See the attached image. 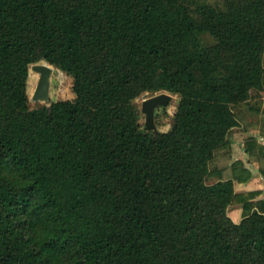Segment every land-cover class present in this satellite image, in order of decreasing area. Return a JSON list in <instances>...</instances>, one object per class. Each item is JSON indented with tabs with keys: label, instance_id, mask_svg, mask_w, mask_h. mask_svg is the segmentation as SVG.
<instances>
[{
	"label": "trees",
	"instance_id": "obj_1",
	"mask_svg": "<svg viewBox=\"0 0 264 264\" xmlns=\"http://www.w3.org/2000/svg\"><path fill=\"white\" fill-rule=\"evenodd\" d=\"M41 62L72 99L32 101ZM263 115L264 0H0V264H264L252 173L212 175Z\"/></svg>",
	"mask_w": 264,
	"mask_h": 264
},
{
	"label": "crops",
	"instance_id": "obj_2",
	"mask_svg": "<svg viewBox=\"0 0 264 264\" xmlns=\"http://www.w3.org/2000/svg\"><path fill=\"white\" fill-rule=\"evenodd\" d=\"M262 119L264 120V115L262 116ZM264 126V124H263ZM264 129V127H263ZM262 128L260 127V132H261ZM234 134V133H233ZM233 134L230 136V144L229 147L230 149L227 150V152H223L220 154L221 150L218 152V155L215 159V161L212 163V173L218 171L219 173L223 172V176L224 177H232L231 173L228 172V168H224V166H229L231 165V163L233 164V161L235 160L236 163L240 162L243 164V166L239 167L238 169L239 171L236 172H240V171H246L247 173L250 172L252 173V176L250 177V179L248 181H241L238 182L236 185V189L238 192L241 193H249V192H258V195L253 199V201H257V200H264V176L263 174L260 172V169H264V156L262 155H255L252 160L251 158H248V153L245 151V142H246V138L244 142L238 143V140L233 139ZM260 138H263L262 140H260L262 142V144H264V137H262V135L260 136ZM259 138V139H260ZM243 146V147H242ZM230 154L231 158L227 159V156ZM225 160V161H223ZM217 163L215 166H213V164ZM242 172V173H244ZM237 175L234 174L233 177ZM238 176V175H237ZM235 208H238V210L235 213L231 212V207H230V215L231 217L235 220V221H239L242 217V205L241 204H237Z\"/></svg>",
	"mask_w": 264,
	"mask_h": 264
},
{
	"label": "water",
	"instance_id": "obj_3",
	"mask_svg": "<svg viewBox=\"0 0 264 264\" xmlns=\"http://www.w3.org/2000/svg\"><path fill=\"white\" fill-rule=\"evenodd\" d=\"M31 70L38 74L36 87L31 96L32 101L36 103H48L51 99V83L54 73V67L47 62L36 63L31 66ZM173 96L168 92H161L154 95H144L141 112L145 117L144 129L148 132H158V126L155 122V111L159 107H168Z\"/></svg>",
	"mask_w": 264,
	"mask_h": 264
},
{
	"label": "rangeland",
	"instance_id": "obj_4",
	"mask_svg": "<svg viewBox=\"0 0 264 264\" xmlns=\"http://www.w3.org/2000/svg\"><path fill=\"white\" fill-rule=\"evenodd\" d=\"M37 80H38V74L31 70L30 71V78H29L30 97L32 96L33 91L36 87ZM71 82L72 81H71L70 77H68L63 72L54 69V73H53V77H52V83H51V99H72L74 95H73L72 88H71ZM172 96H173V99L167 107L168 112L170 114H173L175 109H176V105H175L176 104V97L174 95H172ZM144 120H145V117H144ZM168 128H169V124H167L165 126L158 127V129L160 131H166V130H168ZM253 132H255L256 136L262 135L260 133L259 128L253 130ZM245 138L246 139L248 138V133H244L242 131H236L233 134V139L238 140V143L244 142ZM258 138H260V136ZM228 149H230V147L221 149L220 154L225 152V151L227 152ZM254 156H255V154H253V155L248 154V158H251V160L253 158H255ZM228 158H231L230 154L227 156V159ZM223 161H225V160H223ZM216 164L217 163L213 164V166H215ZM238 166L241 167V166H243V164L240 162L236 163V161L234 160L233 164L231 163V165H229V166H224V168H226V169L228 168V172L231 173V176H233L234 174L241 176L243 174L242 172H244V171L236 172V171H239ZM217 167H218V164H217ZM218 174H219V172L216 171L212 175L214 178L215 177L217 178ZM214 178H212V179H214ZM258 201H260V200H257L256 202H258ZM235 207H236V205L231 207L232 213H235L238 210V208H235Z\"/></svg>",
	"mask_w": 264,
	"mask_h": 264
}]
</instances>
